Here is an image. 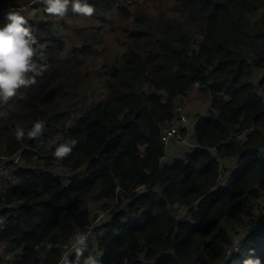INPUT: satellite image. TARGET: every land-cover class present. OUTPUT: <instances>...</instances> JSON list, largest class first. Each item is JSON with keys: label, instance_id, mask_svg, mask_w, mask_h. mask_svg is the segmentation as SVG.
Wrapping results in <instances>:
<instances>
[{"label": "trees", "instance_id": "1", "mask_svg": "<svg viewBox=\"0 0 264 264\" xmlns=\"http://www.w3.org/2000/svg\"><path fill=\"white\" fill-rule=\"evenodd\" d=\"M127 1L89 0L92 16L69 8L57 25L45 11L47 21L30 18L44 9L36 0H0V27L19 12L43 54L35 82L0 103V164L10 170L0 264H60L94 207L106 217L72 264H85L95 244L98 264H264V0H162L168 10L136 13ZM114 11L120 19L106 21ZM84 19L90 30L70 22ZM97 22L110 24L113 47ZM196 85L210 103L196 117L197 148L163 163L162 130ZM92 90L78 115L72 107Z\"/></svg>", "mask_w": 264, "mask_h": 264}, {"label": "clouds", "instance_id": "2", "mask_svg": "<svg viewBox=\"0 0 264 264\" xmlns=\"http://www.w3.org/2000/svg\"><path fill=\"white\" fill-rule=\"evenodd\" d=\"M39 2L44 5L46 13L57 18L65 17L69 8L72 13L87 17L92 16L95 10L89 0H39ZM6 20L8 22L0 27V100L3 101L16 95L18 89L34 83V77L43 71V66H38L35 59L43 55L40 52L41 46L25 17L19 12L11 11L7 14ZM39 128L40 125L37 124L36 131ZM69 151V145H61L55 155L64 156ZM62 264H72V262L65 256ZM85 264H98V262L94 257L89 256ZM244 264H261V260L249 258Z\"/></svg>", "mask_w": 264, "mask_h": 264}, {"label": "rangeland", "instance_id": "3", "mask_svg": "<svg viewBox=\"0 0 264 264\" xmlns=\"http://www.w3.org/2000/svg\"><path fill=\"white\" fill-rule=\"evenodd\" d=\"M126 5L127 6H130V11L132 13H136L138 11L139 8H143L145 10H149L151 12H158V9H160V12L161 11H166L169 9V6L168 4L165 2V1H162V0H128L126 2ZM31 11L30 13V18L33 20V21H37V22H40V21H47L46 18H43L44 15H42L44 13V9H33V10H29ZM28 14V12L26 13ZM50 16V19L51 21L55 22L57 25L61 22H63L64 18H57V17H54L52 16L51 14H49ZM121 17V14L118 12V11H114L112 13H110L109 15L106 16V21L109 22V20H113V21H118ZM43 18V20H42ZM71 23H78V27H87L88 30H90V26L93 25V21L92 20H89V19H84V20H81V21H70ZM101 30V35L103 37V39L105 41H107L105 44L107 47H113L114 46V38L111 34V26L109 23H102V22H97L95 24V29H99ZM64 32V30H63ZM65 35L67 34H70V32L68 31H65L64 32ZM69 41V39H67ZM73 46L71 44L68 45V49L72 48ZM96 53H97V59L100 62H102L105 58V55L106 53H102V46H99L97 47V49L95 50ZM113 51V50H112ZM109 53V52H108ZM98 75H96L94 77V83H93V88L97 89V92H95L96 95H101L102 91L99 89V86H98V80L96 79ZM263 76V74L261 75V77ZM255 82L258 81V78L255 77ZM30 85L24 87V88H28ZM19 90V89H18ZM17 90V92H18ZM202 93V90L200 89V87L196 86L193 91L190 92L189 94V98L185 97L184 99H179V105L181 107H183V109L185 110V113L186 114H189V115H192V111L195 110L193 113H199L200 115H204L207 113L208 111V108L210 106V103L209 101L205 98V96H203ZM17 95V93H16ZM14 95V96H16ZM191 99V100H190ZM76 101H79L77 105L73 106L72 109H75V110H79L81 111L78 115L82 114V111L83 110H87V108L92 104V101H93V90L92 91H88L86 93H83L81 95V97L76 100ZM197 110V111H196ZM190 142L187 141L186 143V147H187V144H189ZM175 144H181V145H184L182 143H174ZM188 148V147H187ZM190 150H187L186 152H188ZM185 152V153H186ZM165 161H168L167 159ZM165 163V162H163ZM232 171V169L230 170ZM229 171V172H230ZM9 173H10V170L7 171V172H4L3 175H2V179H1V182H0V194L3 192V185H4V182L7 180L8 176H9ZM230 174V173H229ZM229 174L225 175L228 176ZM224 178V177H223ZM223 180V179H222ZM178 211L179 213H177V217L180 221H188L190 220V216L187 212V210H184V209H181V210H176ZM101 215H103L102 211H100V208L99 207H94L93 209H91L90 213H89V223L90 221L93 220L97 222V226L98 227H101L102 226V222L103 220L105 219V215L103 218L101 219H98ZM262 219H264V214L262 215L261 217V221ZM88 223V224H89Z\"/></svg>", "mask_w": 264, "mask_h": 264}, {"label": "built area", "instance_id": "4", "mask_svg": "<svg viewBox=\"0 0 264 264\" xmlns=\"http://www.w3.org/2000/svg\"><path fill=\"white\" fill-rule=\"evenodd\" d=\"M36 1L39 2V0H36ZM196 86H198V85H196ZM184 98L185 97H182L181 99H184ZM196 124H197L196 117L193 115L186 114L185 110L183 109V107H181L179 105V102H178L176 107H175V119H174L173 123L167 127H164L162 130L161 141L165 147V150L168 152L169 149L171 148V146L174 145V143H182V144L186 145L187 141L190 142L189 144H187V147L189 149L193 148L195 142L190 136L193 134L194 129L196 127ZM3 161H8V159L4 158ZM9 161L16 166L21 165L22 164L21 155L20 154L16 155L15 157H13ZM7 171H8L7 165L5 163L0 164V181L2 179L3 173L7 172ZM172 208L174 210L183 209V207H181L179 204H174L172 206ZM263 210H264V203L259 205L256 213H259ZM101 218H103L102 215L98 219H101ZM258 218H259V216H258ZM97 227H98L97 222L96 221L92 222V224L86 226L84 231H82V232L78 231L70 243L63 245L62 246L63 255H62V259H61L60 264H62V260L65 256H67L69 259L77 249H79L82 246H86L87 244H90L92 242L94 235H95V229ZM81 241H82V243H81ZM239 248H240V244L237 241V242H235V244L233 246V252L231 254H233V255L237 254L239 251ZM94 249H95V251L93 253H91L90 256L92 255L98 262L101 258V254H100V252L98 250V246H96V244H95ZM1 250L3 251V247L0 245V251Z\"/></svg>", "mask_w": 264, "mask_h": 264}, {"label": "crops", "instance_id": "5", "mask_svg": "<svg viewBox=\"0 0 264 264\" xmlns=\"http://www.w3.org/2000/svg\"><path fill=\"white\" fill-rule=\"evenodd\" d=\"M261 76V75H260ZM201 89V88H200ZM202 90V89H201ZM190 94V93H189ZM189 94H188V96H186L187 98H189ZM201 94H203V96H205V92L202 90V93ZM14 97H17V98H19L20 99V96L18 95V92H17V95L16 96H13V98ZM12 97H10L9 99H11ZM7 100V101H3V100H1L0 101V103L1 104H3V103H7V102H10V100ZM191 100V99H190ZM0 104V105H1ZM210 107V106H209ZM209 109V108H208ZM195 110H193L191 113H192V115L193 116H195V117H197V115H200L199 113H193ZM197 111V110H196ZM192 139H193V137H194V134H192L191 136H190ZM187 151V149H185L184 148V146L183 145H181V144H175V145H172L171 146V148L169 149V151L167 152V155L165 156V158H164V162L165 163H171L172 161H174V160H176V159H182V158H184V156H185V152ZM168 160V161H165V160Z\"/></svg>", "mask_w": 264, "mask_h": 264}, {"label": "bare ground", "instance_id": "6", "mask_svg": "<svg viewBox=\"0 0 264 264\" xmlns=\"http://www.w3.org/2000/svg\"><path fill=\"white\" fill-rule=\"evenodd\" d=\"M193 140H195V137H193ZM194 142H195V141H194ZM183 146H184L185 149L190 150V151L186 152V154H188V153L194 151V150L197 148L196 142L194 143V147L191 148V149L187 148L186 145H183ZM186 154H185V155H186ZM221 180H222V179H221ZM0 182H1V181H0Z\"/></svg>", "mask_w": 264, "mask_h": 264}]
</instances>
